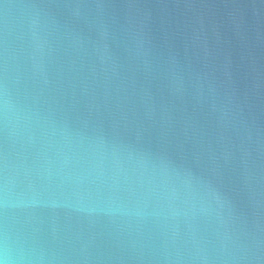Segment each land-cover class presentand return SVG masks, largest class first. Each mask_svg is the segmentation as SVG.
I'll use <instances>...</instances> for the list:
<instances>
[{
  "label": "water",
  "instance_id": "1",
  "mask_svg": "<svg viewBox=\"0 0 264 264\" xmlns=\"http://www.w3.org/2000/svg\"><path fill=\"white\" fill-rule=\"evenodd\" d=\"M264 264V0H0V256Z\"/></svg>",
  "mask_w": 264,
  "mask_h": 264
},
{
  "label": "clouds",
  "instance_id": "2",
  "mask_svg": "<svg viewBox=\"0 0 264 264\" xmlns=\"http://www.w3.org/2000/svg\"><path fill=\"white\" fill-rule=\"evenodd\" d=\"M0 264H11L6 253L3 256H0Z\"/></svg>",
  "mask_w": 264,
  "mask_h": 264
}]
</instances>
